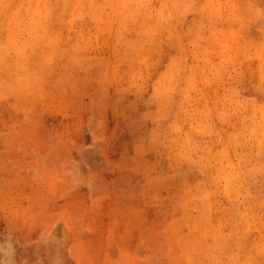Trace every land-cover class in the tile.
Instances as JSON below:
<instances>
[{
    "label": "clouds",
    "instance_id": "obj_1",
    "mask_svg": "<svg viewBox=\"0 0 264 264\" xmlns=\"http://www.w3.org/2000/svg\"><path fill=\"white\" fill-rule=\"evenodd\" d=\"M65 44L100 70L105 93L149 92L153 127L134 170L161 200L177 177H196L181 181L178 208L208 237L213 264H239L235 217H264V0H0V100L39 102L47 50ZM21 135L0 118V169ZM255 247L261 258L244 264H264V233Z\"/></svg>",
    "mask_w": 264,
    "mask_h": 264
},
{
    "label": "rangeland",
    "instance_id": "obj_2",
    "mask_svg": "<svg viewBox=\"0 0 264 264\" xmlns=\"http://www.w3.org/2000/svg\"><path fill=\"white\" fill-rule=\"evenodd\" d=\"M65 47L68 45L51 47L47 50L44 96L39 102L34 104L30 99L17 101L14 97L0 100V118L6 124L16 125L22 131L13 149L14 156H11L13 159L14 157L17 159L19 154L20 158L30 156L33 148L22 142L26 137H47L46 139L55 141L62 131V119L72 112L73 102H88V91L91 93L97 86L100 70L89 67L88 64L91 62L78 63L71 51L63 50ZM166 52L167 49L163 59H166ZM103 54L108 53L104 51ZM39 57L40 54H38ZM131 91L132 102L137 93L134 89ZM148 93H142L145 95V105L148 102ZM60 100L66 103L64 105L66 111L58 117L55 112H58V108L55 105ZM146 109L145 107L144 111ZM148 109L153 111L154 106L149 104ZM123 110L131 113V120H136L139 126L143 123L144 126L137 137L131 131L133 134L131 147L123 149L122 153L115 157V175H112L109 182L103 184L105 193L96 192L95 200L86 202L80 208L70 206L67 224L60 223L51 230L54 243L50 237L49 247L39 259L35 260L32 255L23 257L25 251L20 249L13 264H113L116 260H120L122 264L123 262L127 264H213L212 256L209 255L210 249L207 247L208 237L201 232L191 230V221L183 216L177 205V193L181 181L186 179L194 182L196 177L187 175L177 177L169 199L161 200L152 193L146 192L142 171L134 170L133 157H137L134 144L138 138L143 141L149 135L153 127L152 115L149 118L142 117L134 103H131V107L123 105ZM101 136L102 133L99 132V137ZM155 158L158 159L148 154L146 160L152 163ZM104 164L103 161L96 163L95 172L105 170L108 166ZM160 167L164 172L170 171L167 161H161ZM124 174L131 175V185H124L130 181L127 176L121 177ZM27 211V217H23V219L27 218L25 221H29L31 217L30 220L46 218V215L42 216L39 210L28 209ZM240 211H244L243 206ZM255 212V216L241 217L238 214L235 217L239 223L236 224L237 235L230 242V251L236 254L239 264H244L250 257L261 258L255 244L261 233H264V222H262L264 217L260 215V209H255ZM19 226L20 229L23 228L21 222ZM41 228L44 226L35 227L34 233L41 235L44 230ZM55 245H57V252ZM0 264L6 263L1 261Z\"/></svg>",
    "mask_w": 264,
    "mask_h": 264
},
{
    "label": "bare ground",
    "instance_id": "obj_3",
    "mask_svg": "<svg viewBox=\"0 0 264 264\" xmlns=\"http://www.w3.org/2000/svg\"><path fill=\"white\" fill-rule=\"evenodd\" d=\"M131 93L127 84H112L107 87L105 93L97 83L91 93L88 91V102H73L75 105L71 102L72 112L62 119V131L55 141L46 139L47 137H26L22 142L33 148L29 157L20 158L19 154L17 159H9L5 156L3 169H0V263L2 261L13 264L20 249L25 251L23 257L32 255L35 260L39 259L49 247L51 239L54 243L51 230L60 223L67 224L69 207L80 208L86 202L94 201L96 192L105 193L103 184L115 175V157L121 154L123 149L131 147V131L137 137L144 126L143 123L139 122V126L136 120H131V113H126L123 105L131 107V103H134L142 117L149 118L153 113L148 109L149 93L147 105L144 104V94L135 95V100L131 102ZM64 105L66 103L61 100L56 102L58 112H55L58 117L66 111ZM99 132L102 133V138L99 137ZM141 142V138L135 141L134 148L137 153ZM17 160L23 161L20 165L23 170L19 171V174L15 170ZM101 161L108 167L95 172V164ZM157 161L155 158L152 163ZM37 173L44 176L42 182L38 183L33 179ZM125 176L129 177L130 181L124 185H131V175L124 174L121 177ZM28 209L39 210L46 218L30 220L31 217L29 221H25L27 218L23 217ZM20 222L23 224L22 229ZM36 225L44 226L41 228L44 229L41 235L34 233ZM55 249L57 252V245ZM44 262L46 263L47 259Z\"/></svg>",
    "mask_w": 264,
    "mask_h": 264
}]
</instances>
